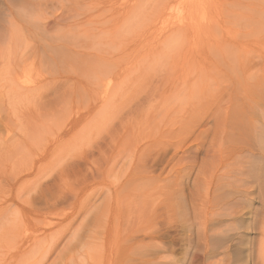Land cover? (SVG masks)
<instances>
[{"label":"rangeland","instance_id":"374dc122","mask_svg":"<svg viewBox=\"0 0 264 264\" xmlns=\"http://www.w3.org/2000/svg\"><path fill=\"white\" fill-rule=\"evenodd\" d=\"M93 1L0 0V212L11 216L17 215L18 210H21L20 214L23 218L27 219L28 216L31 219L34 218L33 223L25 226L30 231L37 226L38 229L41 226L44 228L40 229H46L47 226L44 223H48L49 220L77 221L72 227H64L60 235H57L58 237L52 238V242L56 243L61 239V249L66 254L65 248L69 245L76 247L81 236L84 237L82 239L84 241L90 240L88 238L89 230L97 232L106 230L107 233L111 230L120 239L116 264H264V258H262L264 257V141L260 138L256 143L259 139L258 132L264 131V89H262V87L264 88L262 84L264 83V52H262L264 51V24L262 25L264 13L261 15L258 13L264 11V8H261L264 5V0H256L257 2L255 0H236L237 2L235 0H193L194 2L192 0H125L127 3L123 2L124 0H113L114 2L110 4L108 1L112 0H99L106 4L98 7L92 6ZM227 1H235L237 4L228 7L225 5ZM108 4H112L111 8L106 6ZM158 4L159 6H157ZM194 4H198L197 7L200 9L198 10ZM256 4L259 5L256 6ZM87 6L91 8L90 11ZM190 6L191 11L189 10ZM94 7L97 8V11H94ZM112 7H115L116 10ZM253 7L257 11H254ZM137 8H139L138 11ZM131 10H136L138 14ZM227 11H229L228 14H226ZM92 16L99 18L97 17L95 22L91 19L94 18ZM211 17L214 18L212 19L218 29L214 26L215 30L206 28L208 26L206 22H209L208 19ZM182 18L186 19L185 22L188 18L192 21L196 20L191 23L192 25L183 22L184 27L187 24L190 25L186 29L188 32L182 27L185 33H179L180 36L176 37L177 33L173 34V32L174 29H177L178 23L181 27ZM199 20L201 22H198ZM93 21L95 26L91 24ZM250 21H254V24H250ZM199 23H202L201 26ZM254 26L255 28H253ZM170 28H173V31ZM203 28L204 30L206 28V32L202 30ZM212 30L213 34L216 33L213 40L210 38L214 36H212ZM254 33L257 35H253ZM248 37L250 38L248 39ZM183 38H187L188 42ZM223 38L225 40L235 39L233 46L228 49L230 48L232 51L236 49L234 52L241 50V54L246 55L242 54V56L238 54L240 52H236L238 55L236 56L241 62L235 59L236 53L232 54L231 50L226 52L228 49L224 45ZM217 40L218 43H222L220 49L217 48L218 46L214 47ZM205 41L209 46H206L207 42ZM170 44H174L173 47ZM225 46L226 53L223 55L221 52H224ZM156 47L158 48L156 49ZM213 50L220 51H217V54ZM252 50L256 52L254 53ZM257 51L260 52L257 54H260L258 59L262 61L254 57ZM248 52L249 54L250 52L254 53V56L251 55V59L248 57L250 56ZM192 55L195 56L192 57ZM232 55L234 59H231ZM190 56L191 60H188ZM240 57L244 59L241 60ZM253 57L260 63H257ZM230 59L231 62L235 60V63H241V66L247 64L249 67L251 64L250 67L253 66L254 69L237 66L235 63H231V65L228 62ZM253 59L257 65H252ZM139 60H142L145 65L143 64V66ZM244 60L248 63L250 60L252 61L248 64L243 63ZM189 61L192 64L187 66ZM110 64L112 65L110 66ZM249 69L256 75L252 76L254 78L249 76L251 74ZM252 69L253 71H251ZM245 72L248 73L249 78L251 77L250 79H255L254 83H250L253 80L250 81ZM191 73L192 76H190ZM192 80H195L194 82L198 86ZM247 82L248 84H245ZM193 83L195 86H190ZM256 83L261 86L257 87ZM218 86L219 89H216ZM248 86L249 88H247ZM209 87H215V89H209ZM222 87L225 89H221ZM228 87L236 91L234 93L229 89L232 91L229 93L232 94L230 97L229 94H226ZM257 88L258 90H256ZM245 90L246 94L243 93ZM207 91L210 93H208L209 95H205ZM223 92L226 96L222 95ZM211 93L212 95L221 93V97L211 96ZM255 93L260 96L257 97ZM94 94L101 96L97 101H90ZM192 95L196 97H192ZM202 95L205 96H203V100L208 97L209 101L208 99L205 102L201 101ZM242 95H247L249 99L252 96L251 98H255V100H249L244 96V101ZM172 96H175L177 100ZM184 97L190 99L189 103ZM196 100H199L200 103ZM238 101H242L243 105ZM208 102L212 104L209 103V105ZM226 103L228 105H225ZM198 105L202 106L197 110ZM224 105L230 109H225ZM186 106L194 107L191 108L192 110L188 109V113ZM212 106L214 109L216 107L218 111L222 107L225 110V112L222 110L224 114L222 115L221 111H216V113ZM180 107L187 113L184 114ZM226 110L230 112L227 114ZM177 111L179 116L175 113ZM181 113L186 118L183 123L191 127L185 128L184 124H180ZM190 113L193 116L196 113L194 117L191 116V122L189 117H186ZM248 113L251 115L248 116ZM213 114L214 116H212ZM174 115L179 118H175ZM223 116H229L228 119L230 118L231 121L228 120L230 121L228 124L232 123V126L233 124L235 126L233 128L231 126V129L227 128V136L221 135L226 138L221 147L210 148L211 145L208 146L211 144L210 140H213L211 136L214 138L213 135H206V138L203 137L199 141L198 135L201 132L198 130L195 134L192 133V127L197 125V123L194 124L195 121H204L206 118L209 126H212L214 122L212 120H215L212 119L213 117H221L223 120ZM246 116L251 120L246 119ZM171 119L175 120L171 122ZM187 119L190 124L186 121ZM225 119L227 120V118ZM254 120L258 121L257 124ZM167 122H170V125ZM243 122L249 123L248 125L251 126L255 125V127L260 123L257 127L261 130L256 128L258 132H255L256 129L250 131L240 128L237 132L236 128ZM172 124L180 128H173ZM168 126L179 130H173ZM185 129L188 134L185 133ZM202 129L206 130L207 128L202 127ZM181 130L184 133L178 132ZM198 132L200 133L197 134ZM171 133H174V136ZM236 134L239 135L236 136ZM189 136L193 139L190 137L184 146L188 145L187 147H191L193 151L197 149V144L199 146L206 144L204 150L200 151L196 162L194 160L189 164H197L190 170V182H183L180 179L179 169L170 173L171 165L167 167V162L177 159L174 157L176 148L173 145L186 137L189 138ZM194 136H198L199 139L195 140L194 138L197 137ZM193 141L196 143L199 141L201 144H195ZM215 141L219 143L218 138ZM229 142L235 143L232 145ZM237 143L241 145L234 146ZM219 148L221 149L219 150ZM177 149H180V146H177ZM216 149L217 152H215ZM222 149L225 152H221ZM192 150L189 153L193 154ZM209 150H211L210 154ZM218 151L220 155L217 154ZM178 152H175L178 156L182 155V151L178 150ZM215 158L216 160H214ZM221 160L223 161L221 162ZM190 161L192 160L188 159L186 162ZM216 161L219 162L220 167L227 163L232 165L228 164L227 168L222 166L226 170L222 167L219 168ZM224 161L227 163L224 164ZM186 162L183 164H187ZM254 162L256 164H253ZM214 164L217 167L214 168ZM251 164L255 165V169H257L255 170L257 177H253L254 179L247 175L248 169L250 173L253 167ZM59 165L61 166L58 167ZM261 166L263 170H260ZM216 169L221 174L223 173L220 171L224 172L225 170L230 173V176L224 172L225 176L223 175V177L216 172ZM233 169L234 171L235 169L244 170V177L239 172H234ZM208 172L211 173V176ZM240 172L242 173V171ZM225 173L231 181L229 178L228 181L225 180L227 178ZM232 176L234 180H232ZM248 177H251V180ZM221 178H225L224 181H227L229 187L234 184L233 188L231 187L232 190L227 186H222L223 183L224 185L227 183L221 182ZM236 178L237 180H235ZM240 178L245 179V181L241 179L245 182L244 187L241 186L242 188H238L240 186L238 181L242 182ZM255 179L258 182H255ZM248 181L249 188L246 189ZM204 182L210 184L207 185ZM217 188L219 191H223L224 188V193L216 192ZM183 189L186 190L185 195ZM206 191L208 197L204 198V195L207 194ZM197 193L203 199H199L200 202L196 199ZM187 194L190 198L186 199ZM220 194L222 197H218ZM225 194L231 195L227 198ZM181 196L184 197L181 198ZM198 196L197 198H200ZM183 198L186 199L190 208ZM191 198L196 203H193ZM148 206L151 207L150 211H147ZM180 206L182 209L184 208L185 216L180 215L182 211ZM196 210H198L199 218L196 217ZM135 211L136 214H134ZM187 212L188 214H186ZM54 216L57 217L54 218ZM86 220L95 222L96 227H83ZM241 220L245 222L243 225V222L240 223ZM188 227L192 229L189 230ZM186 229L188 230L185 231ZM75 232L76 234H74ZM77 232L80 236L77 235ZM150 232L156 237L153 242L160 248L145 246L149 242L145 236ZM52 242H49L50 245L55 247L56 244ZM52 246L50 248L47 246L45 250L50 252L54 248ZM62 258L61 256L60 259ZM108 259L109 257L103 264H110V259ZM54 260L59 261L57 264H61V260L56 257L51 261ZM43 263L44 260L38 264Z\"/></svg>","mask_w":264,"mask_h":264},{"label":"bare ground","instance_id":"6f19581e","mask_svg":"<svg viewBox=\"0 0 264 264\" xmlns=\"http://www.w3.org/2000/svg\"><path fill=\"white\" fill-rule=\"evenodd\" d=\"M94 1H95V3H94ZM93 1V5L92 6H95V7H98V6H100V5H105L106 4V2H103V1H101V2H99V0H94ZM108 1V0H107ZM123 1V0H122ZM149 1V0H148ZM166 1V0H165ZM168 1V0H167ZM171 1V0H170ZM189 1V0H188ZM193 1V0H192ZM213 1V0H212ZM236 1V0H235ZM235 1H227V2H225L226 4L225 5H228V7L229 6H232V5H234L236 2ZM256 1V0H255ZM263 1V0H262ZM90 2V1H89ZM88 2V3H89ZM111 2H114L113 0L112 1H108V3L110 4ZM123 2H125V0L123 1ZM122 2V3H123ZM135 2V1H134ZM145 2V1H144ZM161 2V1H160ZM184 2H186V1H184ZM194 2V1H193ZM257 2V1H256ZM258 2H261V1H258ZM122 3H121V5H122ZM125 3H127V2H125ZM131 3V2H130ZM145 3H147V1L145 2ZM164 3V2H163ZM162 3V4H163ZM192 3V2H191ZM200 3H201V1H200ZM204 3V2H203ZM238 3H240V2H238ZM86 4V3H85ZM91 4V3H90ZM106 5V6H111V5ZM156 4V3H155ZM162 4H160V5H162ZM164 4H167V3H164ZM223 4V3H222ZM237 4V3H236ZM235 4V5H236ZM252 4V3H251ZM263 4V3H262ZM87 5V4H86ZM140 5V4H139ZM146 5V4H145ZM148 5V4H147ZM149 5H151V4H149ZM182 5V4H181ZM180 5V6H181ZM194 5H196V8H198L197 7V5L198 4H194ZM221 5V4H220ZM224 5V4H223ZM222 5V6H223ZM244 5V4H243ZM259 5V4H258ZM257 4H256V6H258ZM90 7H91V5H89ZM89 6H87L88 7V10L90 11L91 10V8H89ZM116 6V5H115ZM138 6V5H137ZM157 6H159V4L157 5ZM178 6V5H177ZM192 6V5H191ZM191 6L189 7L190 9V11H191ZM239 5H237V7H238ZM255 6V5H254ZM261 6V5H260ZM264 5H262V7L261 8H264L263 7ZM94 7V8H95ZM119 7V6H118ZM118 7H117V9H118ZM130 7H132V6H130ZM138 7H140V6H138ZM148 7V6H147ZM151 7V6H150ZM149 7V8H150ZM154 7H155V5H154ZM160 7H162V6H160ZM163 7H164V5H163ZM162 7V8H163ZM170 7H171V5H170ZM169 7V8H170ZM182 7V6H181ZM250 7V6H249ZM111 8V7H110ZM112 8H115V7H112ZM123 8V7H122ZM127 8V7H126ZM146 8V7H145ZM161 8V9H162ZM168 8V7H167ZM195 8V9H196ZM239 8V7H238ZM250 8H252V7H250ZM257 8V7H256ZM87 9V8H86ZM93 9V8H92ZM106 9V8H105ZM109 9V8H108ZM147 9V8H146ZM200 8H198V10H199ZM237 9V8H236ZM253 9H254V11H257L256 9H255V7H253ZM97 11V8H95L94 9V11ZM99 11H100V8L98 9ZM103 10V9H102ZM115 10H116V8H115ZM137 11L139 10V8H137L136 9ZM136 10H131V11H135L137 14H138V12L136 11ZM170 10V9H169ZM181 10V9H180ZM185 10V9H184ZM203 10H205V9H203ZM217 10V9H216ZM230 10V9H229ZM258 10H260L259 8H258ZM88 11V12H89ZM106 11V10H105ZM108 11V10H107ZM112 11V10H111ZM119 11V10H118ZM127 11V10H126ZM164 11V10H163ZM177 11H179V10H177ZM202 11V10H201ZM200 11V12H201ZM248 11H249V9H248ZM253 11V10H252ZM263 11V10H262ZM258 12V13H260V15H261V13L263 14L264 13V11L263 12ZM104 12V11H103ZM141 12V11H140ZM146 12H147V10H146ZM183 12V11H182ZM196 12V11H195ZM217 12V11H216ZM226 12V11H225ZM231 12V11H230ZM100 13V12H99ZM105 13H109V12H105ZM206 13H207V11H206ZM210 13V12H209ZM215 13V12H214ZM229 13V11H227V13L226 14H228ZM238 13V12H237ZM241 13V12H240ZM104 14V13H103ZM111 14V13H110ZM128 14H129V12H128ZM127 14V15H128ZM133 14H135L134 12H133ZM141 14V13H140ZM152 14V13H151ZM159 14H161V13H159ZM169 14V13H168ZM193 14V13H192ZM192 14H190V15H192ZM199 14V13H198ZM109 15V14H108ZM118 15H119V13H118ZM121 15V14H120ZM124 15V14H123ZM172 15V14H171ZM194 15V14H193ZM196 15H197V13H196ZM216 15V14H215ZM220 15H221V13H220ZM220 15H218L219 17H221ZM256 15H257V13H256ZM259 15V14H258ZM260 15L258 16V18L260 17ZM94 16H96V15H94ZM94 16H92V17H94ZM98 16H99V14H98ZM97 16V17H98ZM101 16H102V11H101ZM107 16V15H106ZM105 16V17H106ZM129 16V15H128ZM128 16H127V19H128ZM141 16H142V14H141ZM164 16V15H163ZM217 16V17H218ZM263 16H264V14H263ZM262 16V17H263ZM96 17V18H97ZM166 17V16H165ZM182 17H183V15H182ZM190 17H195V16H190ZM203 17H204V15H203ZM207 17H208V15H207ZM245 17V16H244ZM248 17H250V16H248ZM252 17H253V15H252ZM251 17V18H252ZM261 17V18H262ZM95 17L94 18H91L92 20H94L95 21V19H96ZM99 18V17H98ZM97 18V19H98ZM102 18V17H101ZM100 18V19H101ZM111 19H112V17H110ZM160 18V17H159ZM172 18V17H171ZM180 18V17H179ZM185 18H187V17H185ZM199 18V17H198ZM213 17H211V19H212ZM231 18V17H230ZM229 18V19H230ZM243 18V17H242ZM247 18V17H246ZM260 18V19H261ZM264 18V17H263ZM99 19V20H100ZM134 19V18H133ZM183 19V18H182ZM181 19V27H180V24L178 23V25H177V29L175 30L174 29V32H173V34H175V33H177L175 36L177 37H179L180 35H179V33H181V34H184L185 32H183L184 30L182 29V27L183 28H185V30L187 29V27L188 26H190V25H192L191 23H194L193 21L194 20H196V19H194L193 21H192V19H190V18H188L189 19V22H188V19H187V21L185 22V20L183 19L182 20ZM208 19L209 20V22L207 21V19H206V23H207V29L208 30H211L212 28H214L215 27V21L212 19ZM219 19V18H218ZM244 19V18H243ZM248 19V18H247ZM255 18H253V20H254ZM256 19H257V17H256ZM255 19V20H256ZM108 20V19H107ZM125 20H126V18H125ZM169 21H170V19H168ZM191 20V21H190ZM201 20V19H200ZM198 21V22H201V21ZM217 20V19H216ZM240 20V19H239ZM249 20V19H248ZM252 20V19H251ZM90 22H91V20H89ZM93 21V22H94ZM97 21V20H96ZM95 21V22H96ZM109 21V20H108ZM108 21H106V22H108ZM168 21V22H169ZM227 21V20H226ZM247 21V20H246ZM245 21V22H246ZM90 22H89V24H90ZM91 23V24H93L94 26H95V22L94 23ZM105 22V23H106ZM111 22V21H110ZM167 22V21H166ZM178 22V21H177ZM189 23V24H187L185 27H184V23ZM228 22H229V20H228ZM232 22V21H231ZM251 22V21H250ZM118 23V22H117ZM123 23H124V21H123ZM129 23V22H128ZM197 23V22H196ZM203 23H204V20H203ZM206 23H204L205 25H206ZM235 23V22H234ZM239 23V22H238ZM97 24V23H96ZM99 24V23H98ZM97 24V25H98ZM101 24V23H100ZM202 24V23H201ZM201 24L199 23V25L201 26ZM203 24V25H204ZM241 24V23H240ZM250 24H254V21H252ZM264 23H262V25H263ZM122 25V24H121ZM163 25H165V24H163ZM197 25V24H196ZM196 25H194V26H196ZM217 25V24H216ZM247 25H249V24H247ZM101 26V25H100ZM166 26V25H165ZM214 26V27H213ZM217 26H219V25H217ZM228 26V25H227ZM258 26V25H257ZM92 27V26H91ZM102 27V26H101ZM120 27V26H119ZM174 27H175V24H174ZM193 27V26H192ZM204 27V26H203ZM241 27V26H240ZM243 27H246V26H243ZM163 28H164V26H163ZM189 28V27H188ZM200 29V27H197V29ZM202 28V27H201ZM206 28H205V30H204V28L202 29V30H204L205 32H206ZM216 29H218L217 27H215ZM215 28L213 29V30H215ZM253 28H255V26L253 27ZM257 28V27H256ZM263 28V26L261 27V29ZM165 29V28H164ZM171 29V28H170ZM193 29H194V27H193ZM246 29V28H245ZM260 29V30H261ZM172 31H173V28L171 29ZM190 30L192 31V28L190 27ZM195 30H196V28H195ZM207 30V31H208ZM213 30H212V36L215 34L216 35V33H214L213 34ZM251 30V29H250ZM263 30V29H262ZM118 31V30H117ZM167 31V30H166ZM187 31V30H186ZM194 31V30H193ZM199 31V30H198ZM240 31V30H239ZM264 31V30H263ZM163 32V31H162ZM188 32V31H187ZM186 32V33H187ZM210 32V31H209ZM251 32V31H250ZM255 32V31H254ZM190 33V32H189ZM253 33V32H252ZM258 33V32H257ZM257 33H254L253 35H257ZM169 34H171L172 35V33H169ZM168 34V35H169ZM194 34V33H193ZM205 34V33H204ZM209 34V33H208ZM223 34V33H222ZM233 34V33H232ZM231 34V35H232ZM260 34V33H259ZM164 35V34H163ZM162 35V36H163ZM215 35L213 36V38L212 37H210L212 40L213 39H215L214 37H215ZM238 35V34H237ZM246 35V34H245ZM170 36V35H169ZM192 36V35H191ZM205 36H207V34H205ZM243 36V35H242ZM241 36V37H242ZM261 36H263L262 34H261ZM188 37V36H187ZM201 37V36H200ZM219 37V36H218ZM229 37V36H228ZM243 37H245V36H243ZM173 39L175 38V37H172ZM181 39L180 40H182V37H180ZM195 38V37H194ZM206 38V37H205ZM204 38V39H205ZM250 37H248V39H249ZM184 39V38H183ZM187 39V38H186ZM186 39H184V40H186ZM224 39V38H223ZM241 39V38H240ZM246 39V38H245ZM190 40V39H189ZM198 40V39H197ZM200 40V39H199ZM225 40V39H224ZM223 40V41H224ZM231 40V41H230ZM230 40H225V44L224 45H226L227 46V49H228V47H230V46H233V42H235L234 40H232V38L230 39ZM242 40V39H241ZM247 40V39H246ZM246 40H245V42H246ZM255 40V39H254ZM163 41H164V39H163ZM166 41V40H165ZM169 41V40H168ZM175 41V40H174ZM244 41V40H243ZM167 42V41H166ZM177 42H179V41H177ZM186 42H188V39H187V41ZM185 42V43H186ZM205 42H207V41H205ZM204 42V43H205ZM171 43H172V41H171ZM195 43V42H194ZM196 43H199V42H196ZM203 43V42H202ZM211 43L213 44V42L211 41ZM161 44V43H160ZM168 44V43H167ZM188 44V43H187ZM206 44V46L208 45V42L207 43H205ZM209 44H210V41H209ZM217 44V45H216ZM216 44L214 45V47H217V48H221V45H222V43H218V40L216 41ZM172 47H173V45L172 44H170ZM178 45V44H177ZM179 45H181V44H179ZM159 46V45H158ZM166 46V45H165ZM205 46V45H204ZM205 46V47H206ZM209 46V45H208ZM211 46V45H210ZM220 46V47H219ZM226 46H225V49H224V52L222 51L221 53H223V55H224V53H226L227 51H229V50H231L230 48L228 49V50H226ZM160 47H161V45H160ZM203 47V46H202ZM204 47V48H205ZM256 47H259V46H256ZM158 47H156V49H157ZM170 48V47H169ZM201 48V47H200ZM211 48V47H210ZM223 48V47H222ZM236 48H237V45H236ZM162 49V48H161ZM166 50L168 49V48H165ZM191 49V48H190ZM193 49V48H192ZM211 49H213V48H211ZM210 49V51H212ZM215 49V48H214ZM249 49V48H248ZM176 50V49H175ZM194 50H196V49H194ZM221 50H223V49H221ZM225 50H226V52H225ZM234 50H236V49H233V53L232 54H234V53H236L237 51L238 52H240L241 50H237L236 52H234ZM251 50V49H250ZM165 51V50H164ZM209 51V50H208ZM214 52H215V50H213ZM217 51H220V50H216V52ZM259 51V50H258ZM257 51V53L255 54L256 56H254L253 54L256 52V51H253L252 50V52H254L253 54H252V52H250V54H249V52H248V55H250V56H248V57H250L249 59H251L252 58V56H254V57H257V59H258V57H259V55H257L258 53H260V52H258ZM166 52V51H165ZM178 52V51H177ZM196 52V51H195ZM202 52V51H201ZM215 52V53H216ZM237 52V53H238ZM242 52V51H241ZM241 52L240 53H238V54H241ZM244 52H246V51H244ZM262 52H264V51H262ZM261 52V53H262ZM105 53V52H104ZM167 53H168V51H167ZM237 53L234 55V57H236L235 59L236 60H238V58H237ZM151 54V53H150ZM193 54V53H192ZM199 54V53H198ZM217 54H218V52H217ZM243 55H245L244 53H242ZM241 54V55H242ZM246 54H247V52H246ZM188 55V54H187ZM197 55V54H196ZM216 55V54H215ZM219 55H220V53H219ZM222 55V54H221ZM228 55V54H227ZM230 55V54H229ZM237 55V56H236ZM240 55V56H241ZM242 55V56H243ZM252 55V56H251ZM262 55V54H261ZM150 56V55H149ZM151 56H152V54H151ZM156 56V55H155ZM160 56V55H159ZM158 56V57H159ZM162 56V55H161ZM193 56H195V55H192V57ZM199 56V55H198ZM201 56V55H200ZM205 56V55H204ZM214 56V55H213ZM231 56V55H230ZM246 56V55H245ZM245 56H244V58H245ZM263 56V55H262ZM101 57V56H100ZM215 57V56H214ZM220 57H222V56H220ZM234 57H233V55H232V58L231 59H234ZM248 57H246L247 59L246 60H248ZM253 57V58H254ZM102 58H105V57H102ZM154 58V57H153ZM156 58V57H155ZM154 58V59H155ZM184 59H185V57H183ZM187 58V57H186ZM191 58V56L188 58V60ZM195 58V57H194ZM218 58V57H217ZM223 58V57H222ZM241 58V57H240ZM244 58H241V60H243ZM98 59V58H97ZM112 59V58H111ZM151 59V58H150ZM150 59H149V61H150ZM227 59H229L228 57H227ZM231 59L228 61V62H230V64L231 63H235V60H233L234 62H231ZM255 59V58H254ZM254 59H253V64L252 65H254V64H256L255 63V61H254ZM257 59H255L256 60V62H257ZM104 60V59H103ZM143 60V59H142ZM142 60H139L141 63H142ZM169 60V59H168ZM171 60V59H170ZM173 60V59H172ZM191 60V59H190ZM198 60V59H197ZM205 61H206V59H204ZM259 60V59H258ZM118 61V60H117ZM161 61H163V60H161ZM166 61V60H165ZM182 61V60H181ZM192 61H194V60H192ZM239 61V60H238ZM251 61L252 60H250L249 61V63H248V61H243V63H248V64H250L251 63ZM259 61H262L261 59L259 60ZM257 62V63H260V62ZM140 62H138L139 64H141ZM144 62V61H143ZM147 62V61H146ZM154 62V61H153ZM156 62V61H155ZM172 62V61H171ZM215 62H216V60H215ZM239 62H241V61H239ZM239 62H236L235 64H237V66L238 65H240L241 66V63L240 64H238ZM264 62V61H263ZM173 63V62H172ZM172 63H171V65H172ZM191 62L189 61L188 63H187V66H188V64H190ZM226 63V62H225ZM144 63H142V65H143ZM149 64H151V63H149ZM148 64V65H149ZM164 64V63H163ZM175 64V63H174ZM177 64V63H176ZM182 64V63H181ZM192 64V63H191ZM190 64V65H191ZM228 64V63H227ZM264 64V63H263ZM112 64H110V66H111ZM141 65V66H142ZM145 65V64H144ZM143 65V66H144ZM165 65V64H164ZM168 65V64H167ZM179 65V64H178ZM232 65V64H231ZM231 65H229V66H231ZM257 65V64H256ZM255 65V66H256ZM142 66V67H143ZM147 66V65H146ZM160 66H161V64H160ZM183 66H185L184 64H183ZM186 66V67H187ZM239 66V67H240ZM242 66H243V64H242ZM241 66V67H242ZM245 66H247V64H245L243 67H245ZM250 66H251V64H250ZM249 66V67H250ZM254 66V67H255ZM114 67H115V65H114ZM167 67V66H166ZM168 67H169V65H168ZM214 67H215V65H214ZM248 66H247V68H249ZM260 67V66H259ZM148 68V67H147ZM192 68V67H191ZM202 68V67H201ZM250 68H253V66L252 67H250ZM263 68V67H262ZM262 68H261V70H262ZM167 69V68H166ZM254 69V68H253ZM253 69L251 70V71H253ZM134 70H135V68H134ZM147 70V69H146ZM174 70V69H173ZM190 70V69H189ZM192 70H193V68H192ZM236 70V69H235ZM234 70V71H235ZM246 70V69H245ZM227 71V70H226ZM237 71H238V69H237ZM242 71V70H241ZM247 71V70H246ZM258 71V70H257ZM264 71V70H263ZM195 72V71H194ZM194 72H193V74H194ZM200 72V71H199ZM243 72H244V69H243ZM248 72V71H247ZM247 72H245V73H247ZM249 72H250V69H249ZM259 72V71H258ZM190 73V72H189ZM188 73V74H189ZM201 73V72H200ZM215 73V72H214ZM244 73V74H245ZM251 73V72H250ZM252 74V75H251ZM249 76H256L255 74H253V73H251ZM217 75V74H216ZM236 75V74H235ZM190 76H192V73H191V75ZM194 76V75H193ZM241 76V75H240ZM249 76H248V73H247V77H248V79L251 81V80H253V79H250L249 78ZM200 78V77H199ZM232 78V77H231ZM246 78V77H245ZM252 78H254V77H252ZM210 79V78H209ZM243 80H244V78H242ZM259 79V78H258ZM260 80V79H259ZM193 81V80H192ZM195 81V80H194ZM193 81V82H194ZM198 81H199V79H198ZM246 81H248V80H246ZM245 81V82H246ZM254 81H255V79L253 80V81H251L250 83H254ZM211 82V81H210ZM213 82H215V81H213ZM249 82V81H248ZM248 82L247 83H245V84H248ZM260 82H261V80H260ZM260 82H259V84H260ZM195 83V82H194ZM194 83L193 84H191L190 86H193L194 85ZM219 83V82H218ZM244 83V82H243ZM242 83V84H243ZM217 84V83H216ZM220 84V83H219ZM238 84H239V82H238ZM257 84V87L258 86H261V85H258V83H256ZM263 85H264V83H262ZM195 85H197L196 83H195ZM194 85V86H195ZM202 85V84H201ZM205 85H206V83H205ZM215 85V84H214ZM218 85V84H217ZM237 85V84H236ZM253 85H255V84H253ZM262 85V86H263ZM149 86V85H148ZM186 86V85H185ZM184 86V87H185ZM198 86V85H197ZM221 86V85H220ZM234 86V85H233ZM240 86V85H239ZM241 86H243V85H241ZM245 86V85H244ZM247 86V85H246ZM251 86V85H250ZM182 87H183V85H182ZM254 87V86H253ZM176 88V87H175ZM208 88V87H207ZM215 89V87H209V89ZM227 88V87H226ZM245 89H247V88H249V86L246 88V87H244ZM251 88H252V86H251ZM250 88V89H251ZM255 88V87H254ZM191 89V88H190ZM203 89V88H202ZM216 89H219V86L218 87H216ZM221 89H225V87H222ZM221 89H220V91H221ZM229 89H231V88H229L228 87V91H229ZM233 89V88H232ZM231 89V90H232ZM261 88L259 87V90H260ZM262 89H264L263 87H262ZM184 90H185V93H187L186 92V89L184 88ZM184 90H183V92H184ZM204 90V89H203ZM207 90V89H206ZM227 91V95L229 94V93H232V91H234V90H232V91ZM241 90V89H240ZM242 90H243V88H242ZM253 90V89H252ZM255 90V89H254ZM256 90H258V88L256 89ZM173 91V90H172ZM190 91H192V90H190ZM209 91V90H208ZM207 91V93H205V95L206 94H208L209 92ZM217 91H219V90H217ZM216 91V92H217ZM219 91V92H220ZM239 91V90H238ZM238 91H237V93H238ZM107 92V91H106ZM177 92V91H176ZM200 92V91H199ZM204 92H205V90H204ZM211 92V91H210ZM212 92H213V90H212ZM225 92H226V90H225ZM225 92H223V94L222 95H224V93ZM248 93H250L249 91H247ZM256 92V91H255ZM103 93V92H102ZM172 93H174V92H172ZM171 93V95H173ZM178 93V92H177ZM184 93V94H185ZM202 93V92H201ZM200 93V94H201ZM234 93H236V91H234ZM243 93H245L246 94V90L245 91H243ZM194 94V93H193ZM199 94V95H200ZM203 94V93H202ZM210 94V93H209ZM208 94V95H209ZM256 94V93H255ZM254 94V95H255ZM263 94V93H262ZM175 95V94H174ZM186 95V94H185ZM184 95V96H185ZM190 95H191V93H190ZM196 95H198V94H196ZM215 96L217 95L218 97L220 96L221 97V93H220V95L219 94H214ZM214 95H212V93H211V96H214ZM232 95V94H231ZM230 94L228 95L229 97L231 96ZM237 95V94H236ZM248 95V94H247ZM247 95L245 96L246 98H248L247 97ZM250 95V94H249ZM257 95V94H256ZM101 96V95H100ZM100 96L98 95V94H94V95H92V97H91V99H90V101H97L99 98H100ZM177 96V95H176ZM195 96V95H194ZM193 95H192V97H194ZM204 95H202V99H201V101H207V99H208V97H206L205 99L206 100H203L204 99V97H203ZM224 96H226V95H224ZM239 96V95H238ZM243 96V95H242ZM243 96V97H244ZM258 96H260V95H257V97ZM169 97H171V96H169ZM172 97H174V98H176L175 96H172ZM187 97H189V96H187ZM191 97V99H193ZM196 97V96H195ZM200 97V96H199ZM218 97H215L216 99H218ZM223 97V96H222ZM235 97V96H234ZM237 97V96H236ZM245 97H244V101H245ZM252 97V96H251ZM250 97V99H254L255 100V98H251ZM256 97V98H257ZM102 98V97H101ZM104 98V97H103ZM185 98V97H184ZM210 98V97H209ZM161 99H162V97H161ZM186 100H188L187 102L189 103V98L187 99V98H185ZM212 99V98H211ZM222 100V98H219V100ZM231 100L233 99V98H230ZM237 99V98H236ZM241 99V98H240ZM239 99V100H240ZM249 99V98H248ZM247 99V100H248ZM249 99V100H250ZM172 100V99H171ZM175 100H177V98L175 99ZM200 100V99H199ZM199 100H196V101H198V103H200L199 102ZM212 100H214V99H212ZM251 100V101H252ZM253 100V101H254ZM258 100H260V99H258ZM182 101V100H181ZM184 101V100H183ZM192 101V100H191ZM191 101H190V103H191ZM208 101H209V99H208ZM261 101V100H260ZM259 101V102H260ZM263 101V100H262ZM180 102V101H179ZM218 102V101H217ZM216 102V103H217ZM231 102V101H230ZM238 102H240L241 103V105H243L242 104V101H238ZM237 102V103H238ZM188 103H187V105H188ZM192 103H194V102H192ZM212 104L211 102H208L207 104ZM233 103V102H232ZM248 103V102H247ZM257 103V102H256ZM261 103V102H260ZM182 104V103H181ZM180 104V105H181ZM209 104V105H210ZM214 104V103H213ZM218 104H220L219 102H218ZM239 104V103H238ZM259 104V103H258ZM263 104V103H262ZM192 105V104H191ZM195 105H197V103L195 102ZM225 105H228L227 103L225 104ZM225 105H224V108L225 109H227L228 110V108H226L225 107ZM240 105V104H239ZM182 106V105H181ZM200 106H202V105H200ZM199 105L197 106V110L198 109H200V108H198V107H200ZM232 106V105H231ZM235 106H237V105H235ZM246 106H248V105H246ZM262 106V105H261ZM187 108V112H188V109L189 110H192L191 108L192 107H194V106H192L191 108H189V106H186ZM215 107V106H214ZM218 107H220V106H218ZM234 107V106H233ZM244 107V106H243ZM249 107V106H248ZM263 107V106H262ZM183 108L185 109V105L183 106ZM183 108H181L180 107V109L182 110ZM210 108V107H209ZM212 108H213V106H212ZM235 108V107H234ZM258 108H259V106H258ZM179 109V110H180ZM230 109V108H229ZM231 109H232V107H231ZM236 109V108H235ZM242 109V108H241ZM244 109H245V107H244ZM249 109V108H248ZM256 109V108H255ZM213 110L216 112H220L221 111V114L223 115L224 114V112H225V110L221 107V109H219L220 111H218V110H216V107H215V109L213 108ZM222 110H224V112L222 113ZM226 110V111H227ZM173 111V110H172ZM194 111V110H193ZM196 111V110H195ZM201 111V110H200ZM199 111V112H200ZM263 111V110H262ZM182 112L184 113V114H186L187 112L185 111V110H182ZM216 112V113H217ZM228 112H230V111H227V114H228ZM236 112H237V110H236ZM239 112V111H238ZM258 112V111H257ZM260 113H261V109H260V111H259ZM175 113H177L178 114V111L177 112H175ZM175 113H171V114H175ZM183 113H181L180 115L182 116H184V114ZM189 113V112H188ZM192 113V112H191ZM190 113V115H188V116H186L187 118L189 117V121L191 122V116H193L192 114ZM197 113V112H196ZM195 113V114H196ZM213 113V112H212ZM240 113H242V111H240ZM195 114H194V116H195ZM200 114H202V113H200ZM204 114V113H203ZM208 114V113H207ZM220 113H219V115H221ZM226 114V115H227ZM230 114V113H229ZM244 114L246 115V113H245V111H244ZM258 114V113H257ZM244 115V116H245ZM251 114H249L248 113V116H250ZM254 115H256V114H254ZM175 116V115H174ZM178 116H179V114H178ZM176 117L175 116V118H179V117ZM182 116V118H180L179 119V121L182 119V121H180V124H184L183 123V120L184 119H186L185 117H183ZM193 116V117H194ZM212 116H214V114L212 115ZM212 116H210V117H212ZM232 116H234V115H232ZM236 116V115H235ZM239 116V115H238ZM172 117H173V115H172ZM198 117V116H197ZM202 117H204L203 115H202ZM202 117H199V118H202ZM206 117V116H205ZM209 117V118H210ZM228 117L229 116H223V120L221 119V117H219V118H212V119H215V120H212V122H213V125L212 126H209V122L207 121V120H205L204 119V121H198V122H194V124L195 123H197V125H194V127H192V129H193V131H192V133H194L195 134V132L196 131H200L201 132V134H199L200 132H198L197 134H199L198 136L200 137V139H199V137L198 136H194V137H197V138H194L195 140H198L199 139V141L201 140V138H203V137H205L206 135H208V136H211V135H213L214 136V138H215V136H217L215 139L214 138H212V136H211V139H213V140H210V142H211V144H209L208 146H210L211 145V147L210 148H213V146H219V147H221L223 144H224V141L226 140V138H224V137H222L221 135H226L227 136V128L228 127H230V129H231V126H232V123H230V124H228L231 120H230V118L228 119ZM247 117V116H246ZM199 118H197V119H199ZM225 118H227V120L225 119ZM241 118H243V117H241ZM253 118H254V116H253ZM208 119V118H207ZM211 119V118H210ZM225 119V120H224ZM246 119H249L248 117L246 118ZM172 120L173 119H171V122H172ZM175 120V119H174ZM173 120V121H174ZM193 120V119H192ZM209 120V119H208ZM228 120H230V121H228ZM236 120H237V118H236ZM245 120V119H244ZM249 120H251V119H249ZM248 120V121H249ZM179 121L177 120V123H179ZM186 121H188V119L186 120ZM185 121V122H186ZM189 121H188V123H189ZM194 121V120H193ZM233 121V120H232ZM237 121H239V120H237ZM242 121V120H241ZM240 121V122H241ZM211 122V123H212ZM235 122V121H234ZM254 122H255V120H254ZM258 122V121H257ZM257 122H255L256 124H257ZM168 123V122H167ZM170 123V122H169ZM168 123V125H170ZM174 123H176V122H174ZM176 123V124H177ZM244 123V124H243ZM243 123H241V125H238V127L236 128L237 129V132H238V130L241 128H243L244 130L245 129H249L250 131H252L253 129H259V131L261 130V128H258L257 126L260 124H258L256 127H255V125L254 126H251V125H248L246 122H243ZM190 124V123H189ZM173 126V128H178L179 126H176L175 124H172ZM175 125V126H174ZM186 125H188V124H184V127L186 128V127H191L190 125L189 126H186ZM183 126V125H182ZM233 126H235L234 124H233ZM233 126H232V128H233ZM261 126V125H260ZM169 127H171V126H168V128ZM171 127V128H172ZM195 127H197V128H199V129H196ZM202 127H206L207 129L205 130V129H202ZM262 127V126H261ZM172 128V129H173ZM180 128V127H179ZM187 128V129H188ZM201 128V129H200ZM182 129V128H181ZM192 129H190V130H192ZM196 129V130H195ZM229 129V130H230ZM256 129V130H257ZM173 130H179V129H173ZM172 130V131H173ZM184 130V129H183ZM186 130V129H185ZM233 130V129H232ZM231 130V131H232ZM256 130H254L255 132H258V130L256 131ZM262 130H263V127H262ZM172 131H170V132H172ZM188 131H189V129H188ZM169 132V131H168ZM178 132H183L184 133V131H178ZM178 132H177V134H178ZM187 132V130L185 131V133ZM240 132V131H239ZM254 132V133H255ZM261 133H259L258 132V136H259V139H258V141L256 142V143H258L259 142V140H260V138L261 139H263L262 141H264V131H260ZM175 133V132H174ZM173 133V134H174ZM235 133V132H234ZM234 133H231V134H234ZM51 134V133H50ZM54 134V133H53ZM172 134V133H171ZM172 134V135H173ZM176 134V135H177ZM187 134H188V132H187ZM186 134V135H187ZM191 134V133H190ZM257 134V133H256ZM255 134V135H256ZM175 135V137H178V136H176ZM179 135V134H178ZM185 135V134H184ZM239 135V134H238ZM237 134H236V136H238ZM246 135H247V133H246ZM251 135V134H250ZM55 136V135H54ZM174 136V135H173ZM181 137H182V135H180ZM191 136H193V135H191ZM191 136H189V138H184L183 140H181L179 143H177V144H174L173 146H175L174 148H176L177 149V146H180V149H175L174 150V148H172V150H174L175 152H178V150H180V151H182V155H177L175 152H174V157H176L177 159H171V160H169L168 162H167V167H169L170 165H171V167H170V169H169V172L170 173H173V171H175L176 169H179V172H180V179L184 182V181H187V182H190V170L191 169H193L197 164L195 163V165H189L191 162H194V160H195V162H196V159L198 158V156L200 155V151L201 150H204V146H205V144H204V146L199 142V141H197V143H200L201 145L199 146L196 142H194L195 144H197L196 145V147H197V149L196 150H192V148L191 147H187L188 145H186V147L184 146L185 144H187L188 143V141L190 140V137ZM229 136V135H228ZM232 136H234V135H232ZM171 137V136H170ZM185 137V136H184ZM180 138V137H179ZM192 138V137H191ZM206 138V137H205ZM218 138V141H219V143L217 142L216 143V139ZM255 138V137H254ZM258 137L256 136V139H257ZM173 139H175V138H173ZM193 139V138H192ZM207 139H208V137H207ZM206 139V140H207ZM230 139H231V137H230ZM188 140V141H187ZM205 140V139H204ZM177 141V140H176ZM187 141V143H185ZM234 141V140H233ZM238 141V140H237ZM254 141V140H253ZM261 141V142H262ZM191 142V141H190ZM231 142V141H230ZM229 142V143H230ZM238 142H240V141H238ZM255 142V141H254ZM203 143H204V141H203ZM235 142H233V143H230V144H234ZM208 144V143H207ZM228 144V143H227ZM229 145V144H228ZM237 145H239L238 143L236 144V145H234V146H237ZM241 145V144H240ZM239 145V146H240ZM167 146V145H166ZM189 146H190V144H189ZM208 146H207V149H209L208 148ZM260 147H261V145H259ZM264 146V145H263ZM227 147V146H226ZM238 147V146H237ZM236 147V148H237ZM255 147H257V146H255ZM215 148V147H214ZM235 148V149H236ZM258 148V147H257ZM263 148V147H262ZM221 148H219V150H220ZM227 149V148H226ZM241 149V148H240ZM252 149V148H251ZM255 149V148H254ZM193 151V154H194V156H193V154L192 153H189L190 151ZM223 150V149H222ZM221 150V152H225L224 150L222 151ZM250 150V149H249ZM210 151L211 150H209V154H210ZM237 151V150H236ZM241 151V150H240ZM251 151V150H250ZM215 152H217V149H216V151ZM220 152V153H221ZM179 153V152H178ZM238 153H240V152H238ZM218 155H220L219 154V151H218V153H217ZM222 154V153H221ZM224 154V153H223ZM227 154V153H226ZM217 155V156H218ZM233 155V154H232ZM213 156H216V155H213ZM172 158V157H171ZM179 158V159H178ZM218 158V157H217ZM259 158V157H258ZM55 159V158H54ZM71 159V158H70ZM192 160V161H190V162H186L187 160ZM231 159V158H230ZM243 159V158H242ZM261 159V158H260ZM259 159V160H260ZM128 160V159H127ZM126 160V161H127ZM214 160H216V158L214 159ZM217 160H219V159H217ZM227 160H229V158H227ZM241 160V159H240ZM247 160H248V158H247ZM253 160V159H252ZM251 160V161H252ZM179 161H180V164L178 165V163H179ZM223 160H221V162H222ZM245 161V160H244ZM159 162V161H158ZM183 162H186L187 164H183ZM217 163H218V165H219V168H221L223 165H221V167H220V164H219V162L218 161H216ZM215 162V163H216ZM225 162V161H224ZM249 162V161H248ZM58 163H60V162H58ZM227 162H225L224 164H226ZM234 163V162H233ZM247 163V162H246ZM251 163V162H250ZM256 163H257V160H256ZM255 162L253 163V164H256ZM162 164V163H161ZM229 163H227V165H228ZM231 164V163H230ZM229 164V165H230ZM253 164H251L252 166H253ZM227 165H225V166H223V167H226ZM232 165V164H231ZM243 165V164H242ZM244 165H249V164H244ZM61 165H59L58 167H60ZM64 166V165H63ZM62 166V167H63ZM240 166H241V162H240ZM251 166V167H252ZM198 167V166H197ZM215 167H217L215 164H214V168ZM222 167V168H223ZM256 167H257V165H256ZM203 168V167H202ZM213 168V167H212ZM227 168V167H226ZM226 168H223V169H226ZM229 169H230V166L228 167ZM240 169H241V167H239ZM259 168V167H258ZM59 169V168H58ZM196 169V168H195ZM194 169V170H195ZM199 169V168H198ZM218 169V168H217ZM216 169V172L218 171ZM222 169V170H223ZM231 169H232V167H231ZM248 169V168H247ZM202 170V169H201ZM227 170V169H226ZM239 169H235V171H234V169H233V171L234 172H236L237 171V173L239 172V174L242 176V177H244V174H245V172H244V170H240V171H242V173L240 172V171H238ZM255 170H257V169H255V165L252 167V169L250 170V173H249V169H248V171H247V175L248 176H252V178L253 177H257L256 176V172H255ZM260 170H263L262 169V166H261V169ZM166 171V170H165ZM197 171V170H196ZM232 171V170H231ZM233 171L231 172V173H233ZM201 172V171H200ZM199 172V173H200ZM211 172V171H210ZM210 172H208V174L210 173ZM220 172H222L223 174H221V173H219V172H217V173H219V174H221L222 176L224 175V172H226L225 170H224V172L223 171H220ZM228 172H230V171H228ZM261 172V171H260ZM263 172V171H262ZM178 173V172H177ZM194 173V172H193ZM213 173H215V172H213ZM227 173V172H226ZM225 173V174H226ZM256 173V174H255ZM58 174V173H57ZM179 174V173H178ZM192 174V173H191ZM203 174V173H202ZM228 175L230 174V173H227ZM226 174V175H227ZM214 175V174H213ZM220 175V176H221ZM228 175H227V178L225 179V178H221L222 179V181L221 182H225L224 181V179L225 180H227L228 181ZM239 175V176H240ZM193 176V175H192ZM203 176V175H202ZM209 176H211V173H210V175ZM218 176V175H217ZM225 176V175H224ZM223 176V177H224ZM230 176V175H229ZM237 176V175H236ZM208 177V176H207ZM212 177H214V176H212ZM168 178V177H167ZM215 178V177H214ZM232 178H233V176H232ZM247 178V177H246ZM169 179V178H168ZM167 179V180H168ZM172 179V178H171ZM204 179V178H203ZM209 179V178H208ZM211 179V178H210ZM221 179H217V180H221ZM241 179H244V178H240V181H242V182H239L238 181V183H240L239 185V187L238 188H240L241 186H243L244 187V185H245V179H244V181L243 180H241ZM248 179H250L251 180V177H248ZM254 179V178H253ZM258 179V178H257ZM257 179H255V182H258V180ZM145 180V179H144ZM176 180V179H175ZM197 180V179H196ZM213 180H215V179H213ZM212 180V181H213ZM229 180H230V178H229ZM232 180H234V178L232 179ZM235 180H237V178L235 179ZM249 180V181H250ZM257 180V181H256ZM205 181H207L206 179H205ZM209 181V180H208ZM227 181L225 182V183H227ZM231 181V180H230ZM229 181V184L231 183ZM249 181H248V187H245L246 189L247 188H249ZM259 181H260V179H259ZM264 181V180H263ZM171 182H173V181H171ZM176 182V181H175ZM198 182V181H197ZM209 182H211V180L209 181ZM209 182H204L205 184H210ZM217 182V181H216ZM247 182V181H246ZM252 182V181H251ZM180 183H181V181H180ZM211 183H213V182H211ZM177 184V183H176ZM189 184V183H188ZM218 184V183H217ZM247 184V183H246ZM190 185V184H189ZM188 185V186H189ZM196 185V184H195ZM206 185V186H207ZM129 186V185H128ZM222 186H227L228 188H230V190H232V186H234V184L233 185H231V187H229L228 186V183H227V185L225 184L224 185V183H223V185ZM187 187V186H186ZM197 187V186H196ZM209 187V186H208ZM207 187V188H208ZM200 188V187H199ZM219 188V187H218ZM218 188H217V191L216 192H218L219 190H218ZM227 188V189H228ZM237 188V187H236ZM242 188V187H241ZM216 189V188H215ZM226 189V188H225ZM140 190V189H139ZM184 190V195H185V189H183ZM223 191H219V192H223L224 193V188L222 189ZM229 189L227 190L228 191V193H230L229 191H230ZM234 190V189H233ZM237 190V189H236ZM198 191V190H197ZM241 191V190H240ZM218 192V193H219ZM233 192V191H232ZM231 192V194H233ZM181 193H182V191H181ZM180 193V194H181ZM206 193H207V191H206ZM215 193V192H214ZM239 193V192H238ZM204 194H205V192H204ZM227 194V193H226ZM225 194V195H226ZM230 194V195H231ZM240 194V193H239ZM246 194H247V192H246ZM196 195V194H195ZM194 195V196H195ZM199 194L197 193V195H196V199H198V201L200 202V200H203V199H201L202 197H200V196H198ZM201 195V194H200ZM208 195V193L207 194H205L204 195V198H205V196H207ZM224 195V194H223ZM230 195H226L227 196V198L230 196ZM234 195V194H233ZM240 195H242V194H240ZM197 196L198 197H200V198H197ZM202 196V195H201ZM215 196V195H214ZM225 196V197H226ZM243 196V195H242ZM182 197H184V196H181V198ZM187 197L188 198H190L189 196H188V194L186 195V199H187ZM208 197V196H207ZM218 197H222L221 196V194H220V196H218ZM224 197V196H223ZM232 197V196H231ZM139 198V197H138ZM181 198H179V199H181ZM216 198H217V196H216ZM184 199V198H183ZM186 199H184L185 201H186ZM192 199V198H191ZM200 199V200H199ZM127 200V199H126ZM189 200V199H188ZM149 201V200H148ZM180 202V201H179ZM190 202V201H189ZM192 202H193V199H192ZM206 202V201H205ZM246 202V201H245ZM185 203H187V201L185 202ZM193 203H196V202H193ZM202 203V202H201ZM210 203V202H209ZM149 204H150V201H149ZM177 204V203H176ZM181 204V203H180ZM183 204V203H182ZM187 205H188V203H187ZM191 205V204H190ZM195 205H197V204H195ZM200 205V204H199ZM202 205V204H201ZM250 205V204H249ZM10 206V205H9ZM60 206V205H59ZM184 205H182V207H183ZM185 206H186V204H185ZM185 206H184V208H185ZM189 206V205H188ZM181 207V206H180ZM182 207H181V209H182ZM193 207H196V206H193ZM39 208V207H38ZM48 208V207H47ZM46 208V209H47ZM142 208H144V207H142ZM149 208H151V207H149L148 206V208H147V211L149 210L150 211V209ZM183 208V209H184ZM189 208H190V206H189ZM183 209H182V211H181V213H180V215L181 214H183L184 213V211H183ZM33 210V209H32ZM48 210V209H47ZM52 210V209H51ZM21 211V210H20ZM20 211L18 210V214L16 215V214H14V215H5V214H3V213H1V215H0V264H38L40 261H43L44 260V263L43 264H57L58 262H56L55 260L54 261H51L53 258H55L56 257V259H59V260H61V264H103V262L105 261V260H107V258L109 257V263L110 264H116L117 263V257H118V252H119V244H120V239L118 238V236H116V235H114V233L111 231V230H109L108 232L109 233H107L106 232V230H105V232L104 231H95V230H89L88 231V233H89V236H88V238L90 239L89 241L87 240V241H84V240H82V239H84V237L83 236H81V238L78 240V245L75 247V246H73V245H69V247H66L65 249H66V251H67V254L65 253V251L63 250V249H61V245H62V242H61V239L60 240H58L57 241V243L56 242H52L53 240H52V238L54 237H58L57 235H60V232L61 231H63L64 230V227H72V225H75L76 223L75 222H77V221H75V220H70V221H66V220H57V221H55V220H49L48 221V223H44V224H46V229H38V226L37 227H35V229L33 230L31 227H29L30 229H32L31 231L30 230H28L27 229V227H25L26 225H29L30 223H33V220H34V218H29V216H28V218L27 219H25V218H23L22 216H21V214H20ZM49 211V210H48ZM187 211V210H186ZM190 211V210H189ZM188 211V212H189ZM198 210H196V212H197ZM39 212V211H38ZM188 212L186 213V214H188ZM43 213H44V211H43ZM138 213V212H137ZM149 213V212H148ZM48 214V213H47ZM132 214V213H131ZM134 214H136V211H135V213ZM133 214V215H134ZM198 212L196 213V217H198ZM203 214V213H202ZM208 214V213H207ZM24 215V214H23ZM50 215V214H49ZM53 215V214H52ZM127 215V214H126ZM139 215V214H138ZM184 216H185V214H183ZM226 215V214H225ZM24 216H26V215H24ZM60 216V215H59ZM149 216V215H148ZM187 216H189V215H187ZM200 216V215H199ZM27 217V216H26ZM50 217V216H49ZM55 217H57V216H54V218ZM134 217V216H133ZM136 217V216H135ZM190 217V216H189ZM195 217V218H196ZM202 217V216H201ZM47 218V217H46ZM199 218V217H198ZM134 219V218H133ZM45 220V219H44ZM132 220V219H131ZM130 220V221H131ZM198 220V219H197ZM243 220V219H242ZM241 220V222L240 223H242L243 221H245V220H243L242 221ZM35 221V220H34ZM187 221V220H186ZM132 222H133V220H132ZM188 222V221H187ZM199 222V221H198ZM246 222V221H245ZM245 222H243L242 223V225L245 223ZM35 223V222H34ZM41 223H42V221H41ZM40 223V224H41ZM83 223H84V221H83ZM186 223V222H185ZM104 224V223H103ZM185 225V224H184ZM187 225V224H186ZM82 226V225H81ZM89 226H91V227H96V223L95 222H87V220H86V223H84L83 224V227H89ZM104 226V225H103ZM234 226V225H233ZM241 226V225H240ZM245 226V225H244ZM34 227V226H33ZM231 227V226H230ZM42 228H44V227H42ZM185 229V228H184ZM188 229H189V227H188ZM188 229H186L185 231H187ZM190 229H192V228H190ZM189 229V230H190ZM71 230V229H70ZM80 230V229H79ZM226 230V229H225ZM229 232V231H228ZM264 232V231H263ZM59 233V234H58ZM81 233V232H80ZM87 233V234H88ZM191 233V232H190ZM62 234V233H61ZM74 234H76V232L74 233ZM187 234V233H186ZM77 235L78 236H80L79 234H78V232H77ZM184 235V234H183ZM77 236V237H78ZM64 237V236H63ZM145 237H147L148 239H149V242H148V244L147 245H145V246H147L148 248L149 247H151V246H153V247H158V244L156 245L153 241H154V239L156 238L155 236H154V234L152 233V232H150L149 234L147 233L146 234V236ZM50 239H51V241H50ZM74 240V239H73ZM72 240V241H73ZM76 240V239H75ZM130 241V240H129ZM52 242V243H55L56 244V246L54 247V246H52V244L50 245V243ZM188 242V241H187ZM157 243V242H156ZM52 246V247H54L53 248V250H50V252H49V250L48 251H46L45 249L47 248V246L50 248V246ZM63 247V246H62ZM155 247V248H156ZM135 248V247H134ZM158 248H160V247H158ZM263 252V251H262ZM264 255V254H263ZM262 255V256H263ZM42 256H44L43 258H40V259H38L39 257H42ZM61 256L63 257L62 259H60L61 258ZM60 257V258H59ZM262 258H264V257H262ZM108 262V261H107ZM60 264V263H59Z\"/></svg>","mask_w":264,"mask_h":264}]
</instances>
